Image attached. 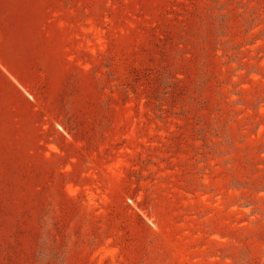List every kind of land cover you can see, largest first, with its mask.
Segmentation results:
<instances>
[{
	"label": "rangeland",
	"instance_id": "1",
	"mask_svg": "<svg viewBox=\"0 0 264 264\" xmlns=\"http://www.w3.org/2000/svg\"><path fill=\"white\" fill-rule=\"evenodd\" d=\"M0 264H264V0H0Z\"/></svg>",
	"mask_w": 264,
	"mask_h": 264
}]
</instances>
